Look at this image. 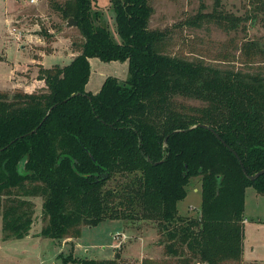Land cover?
<instances>
[{"label": "trees", "instance_id": "1", "mask_svg": "<svg viewBox=\"0 0 264 264\" xmlns=\"http://www.w3.org/2000/svg\"><path fill=\"white\" fill-rule=\"evenodd\" d=\"M108 1L118 41L96 23L91 0H64L59 10L83 38L76 53L38 69L40 90L0 95L1 238L27 235L38 196L43 237H78L82 224L105 219H148L165 238L164 256L140 264H240L245 189L264 195V173L247 177L264 169V72L170 53L164 33L148 28V0ZM251 4L241 21L264 12V0ZM196 17L194 24L204 20ZM209 19L220 28L237 22L216 10ZM90 57L126 61L127 77L108 75L97 91L86 90ZM177 97L205 106L185 111ZM197 175L200 216L186 219L177 203ZM118 260L115 253L70 261Z\"/></svg>", "mask_w": 264, "mask_h": 264}, {"label": "rangeland", "instance_id": "2", "mask_svg": "<svg viewBox=\"0 0 264 264\" xmlns=\"http://www.w3.org/2000/svg\"><path fill=\"white\" fill-rule=\"evenodd\" d=\"M63 2L0 0V95L9 98L15 92L40 90L38 69L66 64L76 53L75 46L83 38L75 25L64 26L65 19L59 10ZM148 3L152 8L148 28L164 33L168 52L223 69L264 72V12L257 21L251 17L241 21L248 10L254 11L251 0H148ZM91 6L98 13L96 23L104 25L118 41L109 1L91 0ZM214 10L236 17L235 26L227 27L226 23L225 27H218L209 19ZM202 14L200 18L204 20L200 24L192 23ZM88 63L90 72L85 88L93 93L104 77L109 75L123 81L128 74L126 61L104 62L90 57ZM176 104L190 112L205 106L204 102L187 97H177ZM200 184L201 176L197 175L185 185L186 196L177 203L179 216L186 219L200 216ZM31 199L32 223L27 235L4 240L0 230V264H64L67 258L65 264H78L71 262V258L104 259L115 253L119 264H140L144 258L159 260L164 256V245L159 242L165 238L160 235L157 223L148 219H105L95 226L82 224L78 237H43L38 234L42 199L38 196ZM244 201L240 264H264V195L246 187ZM114 230L128 237L119 248L111 246L110 233ZM74 242L78 244L76 247Z\"/></svg>", "mask_w": 264, "mask_h": 264}, {"label": "water", "instance_id": "3", "mask_svg": "<svg viewBox=\"0 0 264 264\" xmlns=\"http://www.w3.org/2000/svg\"><path fill=\"white\" fill-rule=\"evenodd\" d=\"M70 25H75V20H73V18H71V17H67L66 19H65V21H64V26H70ZM199 125H201V126H203V127H206V128H208V129H210L212 132H213V134L226 146V147H228V145L220 138V136L212 129V128H210V127H208L206 124H199ZM229 148V147H228ZM232 152H233V154L236 156V158H238V155L231 149V148H229ZM240 163V165L242 166V163L241 162H239ZM262 173H264V169H262V170H259L258 172H256V173H254V174H251V175H248L247 177L250 179V180H254L257 176H259L260 174H262ZM206 264H208V263H206Z\"/></svg>", "mask_w": 264, "mask_h": 264}, {"label": "built area", "instance_id": "4", "mask_svg": "<svg viewBox=\"0 0 264 264\" xmlns=\"http://www.w3.org/2000/svg\"><path fill=\"white\" fill-rule=\"evenodd\" d=\"M36 1L37 0H28L29 3H35ZM110 238L112 239V248H119L128 237L122 231L114 230L110 233Z\"/></svg>", "mask_w": 264, "mask_h": 264}, {"label": "crops", "instance_id": "5", "mask_svg": "<svg viewBox=\"0 0 264 264\" xmlns=\"http://www.w3.org/2000/svg\"><path fill=\"white\" fill-rule=\"evenodd\" d=\"M40 82V81H39ZM86 89V88H85ZM87 90V89H86ZM63 242H66V241H69V240H62ZM74 244H75V247L78 245L77 243H75L74 242Z\"/></svg>", "mask_w": 264, "mask_h": 264}]
</instances>
